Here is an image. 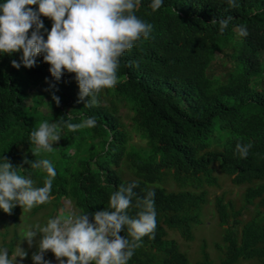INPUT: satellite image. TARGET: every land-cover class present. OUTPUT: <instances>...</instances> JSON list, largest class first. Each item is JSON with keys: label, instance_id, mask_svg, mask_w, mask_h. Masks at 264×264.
<instances>
[{"label": "trees", "instance_id": "16d2710c", "mask_svg": "<svg viewBox=\"0 0 264 264\" xmlns=\"http://www.w3.org/2000/svg\"><path fill=\"white\" fill-rule=\"evenodd\" d=\"M151 2L141 0L135 12L153 26L149 38L120 57V82L103 89L96 106L79 100L74 73L65 70L59 80L52 77L42 54L34 57L33 67L21 64L17 69L11 61L19 63L21 52L0 53V163L7 157L18 174L42 187L47 173L24 163L25 158L44 159L32 155L30 134L44 121L71 117L69 122L77 124L94 117L95 127L58 129L61 138L51 152L57 154L51 162L54 205L66 199L72 210L88 213L91 222L93 213L108 208L119 185L138 181L137 197L155 191L157 226L154 239L143 237L128 264H212L204 245L199 260L191 263L177 238L193 240L209 204L208 188L218 187V173L242 188V202L236 208L231 200L215 198L223 233L216 263L264 264V89L250 88L252 78L262 72L264 0H236L234 8L226 0H164L155 12ZM229 15L233 19L221 34L219 24L210 21ZM40 19L46 39L53 21L43 15ZM240 25L246 26V37L238 35ZM227 46L233 68L222 78L209 77L210 64ZM54 93L60 103L48 111L44 97ZM121 107L132 112L131 128L145 141L144 153L129 143L128 126L118 114ZM238 143L252 145L246 159L236 152ZM135 203L134 197L131 217L139 211ZM20 207L10 215L0 209L4 230L17 223Z\"/></svg>", "mask_w": 264, "mask_h": 264}, {"label": "clouds", "instance_id": "9594fccd", "mask_svg": "<svg viewBox=\"0 0 264 264\" xmlns=\"http://www.w3.org/2000/svg\"><path fill=\"white\" fill-rule=\"evenodd\" d=\"M163 2L152 0V11L158 10ZM226 3L230 8L237 7L236 0H226ZM140 4L141 0H3L0 3V53L11 56L21 52L19 63L11 61L17 69L21 64L33 67L34 57L42 54L43 60L50 64L52 77L59 80L65 70L74 73L79 100L84 101L86 107L96 106L97 95L120 82L117 76L120 57L136 42L150 36L153 26L135 14ZM31 5L38 8L28 7ZM41 15L53 21L46 39L41 34L44 29ZM232 19L229 15L210 22L218 23L222 34ZM237 31L242 37L248 35L244 25L238 26ZM52 99L59 105L58 96L53 95ZM70 120L71 117L59 123L42 122L30 134V142L35 146L32 155L52 152L53 143L61 138L58 129L62 126L70 131L96 126L94 117L77 124ZM251 147L250 143H238L236 152L246 159ZM3 161L0 163V209L3 212L10 215L16 205L31 211L52 199L50 193L56 171L48 159L24 160L32 168H42L47 173L42 187H35L31 178L18 174L17 167L7 157H3ZM137 187L138 181L119 185L110 196L108 208L93 213L91 222L88 213L69 208L61 210L43 227L36 225L27 229L20 240L26 241L29 247L37 244V251L31 257L33 264H50L44 259L48 250L58 264H128L142 245L143 237L154 239L157 226L155 191L148 190L143 197H137L134 191ZM134 197L139 211L131 217L128 209ZM125 231L127 236L120 235ZM27 255L19 244L11 257L7 248H0V264H21Z\"/></svg>", "mask_w": 264, "mask_h": 264}, {"label": "rangeland", "instance_id": "374dc122", "mask_svg": "<svg viewBox=\"0 0 264 264\" xmlns=\"http://www.w3.org/2000/svg\"><path fill=\"white\" fill-rule=\"evenodd\" d=\"M230 52L231 47L227 46L222 51V53L215 56L207 71L209 77L222 78L233 68V61L228 57ZM261 63L262 72L259 75L253 77L250 83V88L253 91L264 89V53H262L261 56ZM53 95L57 96V94L54 93L44 97V101L47 104L45 109L48 111L52 110L53 104L55 103V101L52 99ZM118 114L122 118L123 122L128 126L129 143L135 147L143 149L144 153L146 148L145 141L141 140L139 138V134L133 128H131L132 112L126 107H121ZM215 140H217V138ZM55 143L56 142L53 143V147ZM40 155L42 158L48 159L50 162H55L57 160L56 153L42 151ZM216 177L218 187L208 188L209 204H207L202 210V224L200 226L194 227L193 240L184 242L177 238L181 251L187 254L188 260L191 263L199 260L198 258L200 257V251L203 245L205 246V251L209 255L212 264H215L219 260V257H221L222 250H219L217 245H221L223 233L222 228L218 225L217 216L215 214V198L222 196L226 202L227 200H231L236 208L239 207L242 202L241 187H234L223 175L216 173ZM126 179H129V177H126ZM71 207V203L66 201L54 205L52 200H50L48 203L33 207L31 211H24V209L20 207L19 218L15 225H9L5 230L0 225V248H7L11 257L19 244V246L24 248L28 253L27 257L21 261V264H33L31 257L32 254L37 251V244L34 243L32 247H29L26 241L20 240L23 233L29 228H34L36 225H40L41 227L45 226L47 221L58 216L61 210L66 211ZM243 218H245V215ZM39 238L40 237L38 235L36 240L38 241ZM9 245L12 247L10 250L8 248ZM44 259L50 262V255L45 254ZM17 260H20V258L17 257ZM240 264L256 263L254 261H245Z\"/></svg>", "mask_w": 264, "mask_h": 264}, {"label": "built area", "instance_id": "2783aa9c", "mask_svg": "<svg viewBox=\"0 0 264 264\" xmlns=\"http://www.w3.org/2000/svg\"><path fill=\"white\" fill-rule=\"evenodd\" d=\"M69 202L68 200H66V199H63V200H61V202ZM70 203V202H69ZM72 208V207H71ZM67 211V210H66ZM61 212H59V214H60ZM46 255H50V264H58V261H57V259H56V257L54 256V254L50 251V250H48L46 253H45ZM45 254H44V256H45Z\"/></svg>", "mask_w": 264, "mask_h": 264}, {"label": "crops", "instance_id": "0c3cea01", "mask_svg": "<svg viewBox=\"0 0 264 264\" xmlns=\"http://www.w3.org/2000/svg\"><path fill=\"white\" fill-rule=\"evenodd\" d=\"M32 263H33V261H32Z\"/></svg>", "mask_w": 264, "mask_h": 264}]
</instances>
